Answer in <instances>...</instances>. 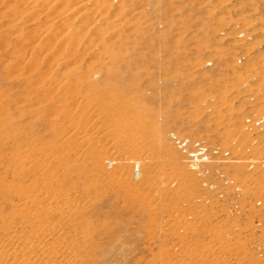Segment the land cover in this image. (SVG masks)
Returning <instances> with one entry per match:
<instances>
[{"label":"rangeland","instance_id":"1","mask_svg":"<svg viewBox=\"0 0 264 264\" xmlns=\"http://www.w3.org/2000/svg\"><path fill=\"white\" fill-rule=\"evenodd\" d=\"M10 1L0 3V251L264 264V0H85L87 20L70 0ZM45 26L71 27L73 49L50 39V59L32 52Z\"/></svg>","mask_w":264,"mask_h":264},{"label":"bare ground","instance_id":"2","mask_svg":"<svg viewBox=\"0 0 264 264\" xmlns=\"http://www.w3.org/2000/svg\"><path fill=\"white\" fill-rule=\"evenodd\" d=\"M11 1H13V0H11ZM10 1V2H11ZM15 1H17V0H15ZM23 1V0H22ZM35 1V0H34ZM37 1V0H36ZM35 1V2H36ZM52 1H54V0H52ZM62 1H65V0H62ZM83 1V2H82ZM85 0H70V1H67L71 6H69V7H72V9H71V11L72 12H77V14H78V18H80V19H85V20H87V18H88V15L86 14V10L89 8V7H86V10H85V7H84V5H82V3H86V2H84ZM87 1V0H86ZM91 1V0H90ZM89 1V2H90ZM9 2V1H8ZM37 2H39V1H37ZM47 2H48V0H47ZM55 2H57V1H55ZM61 2V1H60ZM66 2V1H65ZM65 2H63V3H65ZM82 2V3H81ZM0 3L2 4H7V0H0ZM18 3V2H17ZM49 3V2H48ZM93 3V2H92ZM103 3V2H102ZM0 4V5H1ZM2 4V5H3ZM16 4V3H15ZM54 4V3H53ZM19 5V4H18ZM20 5H22L21 3H20ZM20 5H19V7H20ZM47 5V4H46ZM58 5H59V3H58ZM62 3L60 4V7H62V6H64L65 4H63L62 6ZM6 6V5H5ZM23 6V5H22ZM21 6V7H22ZM66 6V5H65ZM68 6V5H67ZM89 6V5H88ZM12 7V6H11ZM57 7V9H59L60 7H58V6H56ZM93 7L95 8V6L93 5ZM101 7V6H100ZM26 8V9H25ZM24 9H21V10H28V7H25ZM66 8V7H65ZM84 8V9H83ZM1 9V8H0ZM29 9H30V7H29ZM31 9H32V11H33V8L31 7ZM34 9H35V7H34ZM47 9V8H46ZM49 9V8H48ZM63 9V8H62ZM61 9V10H62ZM99 9V8H98ZM97 9V10H98ZM13 10V9H12ZM89 10V9H88ZM92 10H93V8H92ZM102 11V10H104V9H99V11ZM31 11V12H32ZM58 11V10H57ZM57 11H56V13H57ZM68 11H70V10H68ZM67 11V12H68ZM100 11V12H101ZM12 12V11H11ZM22 12V11H21ZM62 12H63V10H62ZM61 12V13H62ZM71 12V13H72ZM27 13V12H26ZM59 13V12H58ZM70 13V12H69ZM94 13H95V11H94ZM31 14V13H30ZM29 14V15H30ZM33 14H34V11H33ZM33 14H31L30 16H34ZM45 14H46V12H45ZM68 14V13H67ZM96 14V13H95ZM54 15H56V14H54ZM53 15V16H54ZM66 15V14H65ZM64 14L63 15H56V18H55V20L57 21V22H63L64 24L65 23H67L68 25H69V23L70 22H73V21H71V19H73V17L70 19V17H67V16H65ZM72 15V14H71ZM74 16H75V14H73ZM92 15V14H91ZM94 15V14H93ZM92 15V16H93ZM104 15V14H103ZM102 15V16H103ZM52 16V17H53ZM91 16V17H92ZM93 17H96L95 15L93 16ZM100 16H98V18H99ZM30 18V17H29ZM97 18V19H98ZM36 19V18H35ZM52 19V18H51ZM96 19V20H97ZM52 20H54V19H52ZM51 20V21H52ZM76 20H77V17H76ZM93 20H94V18H93ZM18 21V20H17ZM82 22V21H81ZM85 22V21H84ZM89 22V21H88ZM11 23V22H10ZM47 23V22H46ZM52 23V22H51ZM60 23V24H61ZM52 24H54V22L52 23ZM72 24H74V23H72ZM89 24V23H88ZM91 24H93V23H91ZM94 25V24H93ZM51 26V25H50ZM66 26V25H65ZM92 26V25H91ZM90 26V27H91ZM68 27V26H67ZM17 28V27H16ZM15 28V29H16ZM19 28V27H18ZM17 28V29H18ZM45 28H46V26H45ZM17 29H16V31H17ZM20 29V28H19ZM19 29H18V31H19ZM22 29V28H21ZM57 29V28H56ZM66 29V28H65ZM64 29V30H65ZM87 29H88V26H87ZM40 30V29H39ZM38 30V31H39ZM55 30V29H54ZM61 31V30H60ZM88 31V30H87ZM30 32H31V29H30V31H29V33L28 34H30ZM35 32H36V30H35ZM40 32V31H39ZM70 32H72V29H71V27H69L68 28V31L67 32H64L63 34H61V36L59 35V34H57V33H55L50 27L49 28H46V30L43 32V34L41 35V34H38V35H40L39 37H36V36H34L35 34H34V32H33V37H31L30 36V38H32L31 39V47H30V49L32 50V52H34V51H36V52H39V53H42V59L43 58H47V59H50V58H48L49 57V54H50V52L48 51L47 52V49H46V43L50 40V39H52V40H54V42H62V41H64V39L66 40V39H69L68 37H69V35H68V33H70ZM42 33V32H41ZM80 33V32H79ZM79 33H77V34H79ZM25 36H27V35H25ZM29 37V36H28ZM82 37L84 38V36L82 35ZM81 37V38H82ZM26 38V37H25ZM28 39V38H27ZM26 39V40H27ZM55 39H56V41H55ZM70 40V39H69ZM74 40V39H73ZM76 40V39H75ZM81 40V39H80ZM99 40V39H98ZM66 41H68V40H66ZM83 41V40H82ZM78 42V41H77ZM98 42V41H97ZM99 42H100V40H99ZM81 43V42H80ZM4 44V43H3ZM48 44V43H47ZM68 44V46H69V48L71 49V47H73L74 45V42L73 41H71L70 40V42H68L67 43ZM93 44H95V43H93ZM27 45V44H26ZM48 46V45H47ZM63 46H66V45H63ZM63 46H61L62 48H61V52H63V48H65V47H63ZM1 47V46H0ZM27 47H29V46H27ZM95 47H96V45H95ZM94 47V48H95ZM57 48H58V44H57ZM56 48V49H57ZM68 48V49H69ZM27 49V48H26ZM73 49V48H72ZM71 49V50H72ZM96 49V48H95ZM23 50H25V49H23ZM30 50V51H31ZM67 50V49H66ZM88 50V49H87ZM26 52H27V50H25ZM52 51V50H51ZM74 51V50H73ZM25 52V53H26ZM60 52V53H61ZM38 53V54H39ZM53 54H54V52H52ZM24 54V53H23ZM22 54V56H24ZM37 54V53H36ZM57 54H58V52H57ZM63 54V53H62ZM5 55V54H4ZM31 55V54H30ZM67 55H68V53H67ZM75 55V54H74ZM19 56V55H18ZM58 56V55H57ZM57 56L55 57V58H57ZM66 56V55H65ZM5 57L7 58V56L5 55ZM69 57H71V56H69ZM47 59H45V62H46V60ZM54 59V58H53ZM65 59V58H64ZM71 59H73V58H71ZM36 60H37V58H36ZM70 60V59H69ZM31 61H33V60H31ZM42 61V60H41ZM40 61V62H41ZM48 61V60H47ZM63 61V60H62ZM66 61V60H65ZM44 62V61H43ZM42 62V63H43ZM58 62H60V61H58ZM57 62V63H58ZM67 62V61H66ZM76 62H78V61H76ZM32 63H34V62H32ZM35 63H36V61H35ZM18 64V63H17ZM68 64V63H67ZM70 64V63H69ZM31 65V64H30ZM36 67V66H35ZM37 68V67H36ZM16 70L17 69H15L14 70V72H16ZM19 70H21V69H19ZM28 70H30V68H28ZM27 70V71H28ZM36 70V69H35ZM18 71V70H17ZM27 71H26V73H27ZM20 72V71H19ZM34 72V71H33ZM42 72H44V71H42ZM25 73V74H26ZM40 73H41V71H40ZM39 76H40V74H38ZM37 77V76H36ZM36 79H38V78H36ZM2 103V102H1ZM2 111H0V113H1ZM1 115V114H0ZM248 123V122H247ZM252 123V122H251ZM141 148V147H140ZM257 150V149H256ZM254 151V150H253ZM254 157V156H253ZM252 157V158H253ZM252 158H250V159H252ZM22 163V162H21ZM15 164V163H14ZM21 164H19V166H20ZM116 165V167L119 169V168H121V166H122V164H120V163H116L115 164ZM18 166V165H17ZM19 169V168H18ZM138 173V172H137ZM138 176H139V174H138ZM27 203V202H26ZM22 205H23V203H22ZM19 206V205H18ZM24 206V205H23ZM22 206V207H23ZM24 209V208H23ZM20 211V210H19ZM22 212H24V211H22ZM25 213V212H24ZM21 216H22V214H20ZM24 215V214H23ZM29 217V216H28ZM20 218V217H19ZM22 218H23V216H22ZM26 218H27V216H26ZM39 219V218H38ZM40 220V219H39ZM38 221V220H37ZM28 222V221H27ZM38 223V222H37ZM26 224V223H25ZM28 224V223H27ZM38 225H39V223H38ZM26 226V225H25ZM37 226V225H36ZM38 233V232H37ZM34 235H37V234H34ZM25 236V235H24ZM28 236V235H27ZM37 236H39V235H37ZM42 236V235H41ZM30 237H33V236H31V232H30ZM40 237H38V239H39ZM34 241V240H33ZM33 241H32V238H24L21 242L22 243H27L28 245L29 244H32L33 243ZM36 241V240H35ZM45 243V242H44ZM45 244H47L48 245V243H45ZM51 244H53L54 245V243H51ZM49 245V246H52V245ZM27 245V246H28ZM33 245V244H32ZM36 245H37V243H36ZM42 245V244H41ZM44 245V244H43ZM43 245L42 246H39L40 247V249H41V252L42 253H44L43 254V256L41 257V255L42 254H37L38 256L40 255V257H37L36 259H30V257H32V256H35V255H30V257H27V255L25 256V257H27V258H23L21 255H20V253L19 252H17V251H10V252H1L0 251V264H73V258H72V260H70L69 258H63V259H61L59 256H58V258H57V256H55L56 255V253L59 251V250H57V252H54L56 249H58V248H54L53 250H52V248H50V247H46L45 245H44V247H43ZM57 245H59L58 243H57ZM26 246V247H27ZM25 247V248H26ZM28 247H30V246H28ZM55 247V246H54ZM36 248V247H35ZM32 249V248H31ZM39 249V250H40ZM62 249H63V247H62ZM62 249H61V252H63L62 251ZM6 251V250H5ZM23 251V250H22ZM27 251H29V248H28V250ZM24 252V251H23ZM31 252V251H30ZM60 252V251H59ZM62 254V253H61ZM50 256V257H49ZM61 256V255H60ZM47 257H49V258H47ZM61 259V261H59L60 259ZM57 259H59V260H57ZM61 262V263H60ZM75 262V261H74Z\"/></svg>","mask_w":264,"mask_h":264}]
</instances>
